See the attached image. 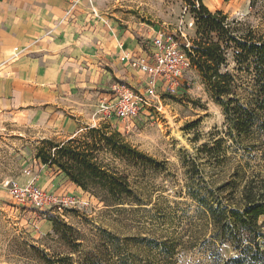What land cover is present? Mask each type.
<instances>
[{
  "label": "rangeland",
  "instance_id": "1",
  "mask_svg": "<svg viewBox=\"0 0 264 264\" xmlns=\"http://www.w3.org/2000/svg\"><path fill=\"white\" fill-rule=\"evenodd\" d=\"M203 2L235 21L238 34L248 29L264 34V0ZM65 21L75 52L67 55L71 59L58 80L44 86V102H22L17 114L0 122V264H239L231 259L240 250L215 237L193 195L212 190L235 207L248 181L261 185L264 129L256 127L235 146L226 136L221 106L194 66L175 90L162 85L155 96L142 97L133 119L123 121L108 109L117 84L140 88L145 78L121 61V53L145 52L158 32L185 51L192 47L197 27L190 5L85 0ZM103 124L141 153L102 156L128 179L133 195L124 203L101 200L37 155L45 139L65 141ZM219 137L225 139L221 151L203 148ZM15 184H37L53 202L44 209L20 205L9 193ZM259 224L264 231V216Z\"/></svg>",
  "mask_w": 264,
  "mask_h": 264
},
{
  "label": "trees",
  "instance_id": "2",
  "mask_svg": "<svg viewBox=\"0 0 264 264\" xmlns=\"http://www.w3.org/2000/svg\"><path fill=\"white\" fill-rule=\"evenodd\" d=\"M186 1L197 27L193 45L186 52L207 91L222 108L226 136L240 146L256 127L264 129V34L253 29L238 34L235 21H230L222 10H210L203 0ZM224 141L219 137L212 147L205 144L203 148L219 152ZM133 151L135 156L141 154ZM133 151L120 132L103 124L65 141L45 139L37 155L44 164L58 167L83 190L105 202L119 204L132 196L133 190L126 176L102 156L109 152L128 156ZM259 183L248 181L235 207L223 203L212 190L193 195L208 214L215 237L230 241L240 250V255L231 259L239 264L264 261V242L259 241L264 238L259 224V218L264 216V185ZM53 222L59 232L60 221L54 218Z\"/></svg>",
  "mask_w": 264,
  "mask_h": 264
},
{
  "label": "crops",
  "instance_id": "3",
  "mask_svg": "<svg viewBox=\"0 0 264 264\" xmlns=\"http://www.w3.org/2000/svg\"><path fill=\"white\" fill-rule=\"evenodd\" d=\"M82 1L0 0V122L22 102H44V86L58 80L75 52L65 20Z\"/></svg>",
  "mask_w": 264,
  "mask_h": 264
},
{
  "label": "built area",
  "instance_id": "4",
  "mask_svg": "<svg viewBox=\"0 0 264 264\" xmlns=\"http://www.w3.org/2000/svg\"><path fill=\"white\" fill-rule=\"evenodd\" d=\"M120 59L145 77L140 88L125 83L114 87L108 109L123 121L138 115V109L144 102L142 97L155 96L162 85L168 90H175L185 73L193 67L187 52L172 36L163 32L153 35L145 52L131 54L124 51ZM9 193L16 203L37 209H44L53 202V195L37 184H15Z\"/></svg>",
  "mask_w": 264,
  "mask_h": 264
}]
</instances>
